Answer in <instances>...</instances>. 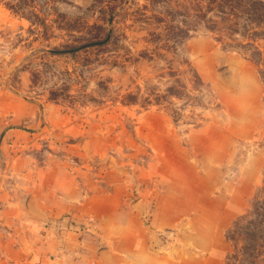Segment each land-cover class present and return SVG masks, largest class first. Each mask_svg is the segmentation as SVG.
<instances>
[{"label": "rangeland", "instance_id": "374dc122", "mask_svg": "<svg viewBox=\"0 0 264 264\" xmlns=\"http://www.w3.org/2000/svg\"><path fill=\"white\" fill-rule=\"evenodd\" d=\"M4 93L75 128L38 132V155L76 143L94 173L144 175L146 225L186 181L204 219L160 229L185 250L169 264H264V0H0L1 127Z\"/></svg>", "mask_w": 264, "mask_h": 264}, {"label": "crops", "instance_id": "0c3cea01", "mask_svg": "<svg viewBox=\"0 0 264 264\" xmlns=\"http://www.w3.org/2000/svg\"><path fill=\"white\" fill-rule=\"evenodd\" d=\"M2 95L7 102L0 125V264H169L184 254L175 243L162 247L159 233L184 225L182 218L193 212L189 229L200 231L203 210L192 206L181 177L170 173L165 191L153 193L156 208L146 225L141 217L152 190L133 192L144 175L129 178L107 167L94 173L105 156L86 154L76 143L67 154L38 155V132L60 135L75 128L63 121L51 127L35 122L32 104L18 111L13 94ZM188 234L182 231L180 239L192 244Z\"/></svg>", "mask_w": 264, "mask_h": 264}]
</instances>
